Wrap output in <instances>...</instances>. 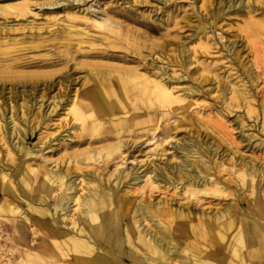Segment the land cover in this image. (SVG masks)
<instances>
[{
	"label": "bare ground",
	"instance_id": "obj_1",
	"mask_svg": "<svg viewBox=\"0 0 264 264\" xmlns=\"http://www.w3.org/2000/svg\"><path fill=\"white\" fill-rule=\"evenodd\" d=\"M234 5L229 3L228 9H234ZM250 5L249 1L237 3L238 8H248ZM94 24L106 32L102 40L109 41V34L128 40L122 34L120 23L105 13ZM259 34L264 35V22L252 21L240 30L238 41L227 44L226 50L231 53L230 59H238L240 52L235 51V48L232 52L233 46L238 42L244 43L242 49L247 47L254 57L255 68L264 76V48L252 41ZM137 40H140L139 37H134L133 45L141 46ZM95 41L91 39L86 47L83 46V40L75 44L67 43L65 55L69 59L60 58L62 62L72 61L75 62L74 66L88 69L84 70L80 85V88L87 89L84 92L80 88L76 89L60 107L62 112H57L61 117L60 122L69 121L68 129L65 130L68 132L63 138L70 137L72 130L77 134L74 146L85 145L87 149L79 154L74 152L72 159L66 158L59 163L75 165L88 160L96 162L97 166L102 164L107 167L109 160L120 159L114 165L116 175L108 180L106 187L104 181L89 173L79 174L58 167L47 168L46 164L36 168L28 165L21 173L13 171L12 178L16 177V186L7 173L0 171V231L2 221L6 220L12 234L10 243L15 247L12 251V246L7 245L6 263L12 264L13 258H18L16 264H264V170L257 169L243 155L236 156V152L230 151L220 157V148L207 130L203 138L197 131L195 138L194 135H185L173 141L183 120L180 118L177 122L174 113L179 110L189 111L195 105L190 99L200 92L199 86L188 83L186 87L178 88L175 86L177 82L166 81L163 74L166 71H161L163 68L151 71L145 66L143 72L138 68L112 66V71H104L101 64L77 63L78 56L112 59L122 62V65L141 63L135 57L127 60L126 56L115 53L104 57V52L93 46ZM111 44L116 46L115 42ZM143 45H146L145 42ZM148 47L152 48L153 44ZM140 50L141 47L135 48L134 54L140 55ZM173 52L175 55L167 58L168 63L183 73L181 77L189 79L186 70L195 62V52L187 47V43L177 45ZM3 68L8 69L7 66ZM176 72L174 70L171 77L179 81ZM216 79L217 76H214L211 81L217 84L223 103L230 100L232 108L236 104L248 111H256L252 109L255 105L251 95L241 85L229 81L221 83V79ZM136 89L139 103L133 107L123 106ZM0 94L4 97L3 91ZM27 96V93L21 92L17 97L10 92V97L6 98L8 107L0 113V121L4 122L7 130L5 136L12 140V149L20 154L21 161L39 157L47 149L51 150L49 141L52 138L57 140L60 132L57 131V136L49 138V144L45 142L41 147L35 145L32 149L26 147L28 130L21 127L13 129V122L15 119L27 122L33 112L37 101H33L34 97L26 99ZM258 98L256 106L264 119V93H260ZM43 99L44 96H41L39 110L43 106ZM59 103L53 101L46 105L47 110L41 109L40 115L33 120V131ZM240 133L242 141L250 139L243 128ZM232 143L235 144L234 141ZM145 144L144 149L147 151L143 153L140 147ZM71 145L63 144L61 148L64 153H67ZM136 145L140 147L132 150V146ZM247 146L255 152L261 145L259 142H248ZM135 151L146 160L144 164L134 165L127 177L129 180H126L129 191L121 192L123 163L131 156V161H136ZM168 154L170 160L157 161L158 157ZM227 159L234 160L229 169L224 165ZM48 162L46 158L43 159V163ZM141 168L143 170L138 172ZM228 170L236 174L240 185H236L235 181L221 179L220 173L229 175ZM221 186L231 187L232 196L236 199L214 212L200 209L210 204V198H219L225 194ZM237 187L243 193L239 194ZM53 189L61 191L50 202L48 200ZM165 190L171 191L173 195L185 196L190 202L175 206L172 204V196L155 201L141 197L146 193L151 196L155 191ZM244 190L249 191L250 197ZM75 213L78 215L77 220L73 219ZM9 214L15 218L12 220L6 217ZM69 215L73 220L71 224L68 222ZM32 222L38 228H31V236L27 229Z\"/></svg>",
	"mask_w": 264,
	"mask_h": 264
},
{
	"label": "rangeland",
	"instance_id": "obj_2",
	"mask_svg": "<svg viewBox=\"0 0 264 264\" xmlns=\"http://www.w3.org/2000/svg\"><path fill=\"white\" fill-rule=\"evenodd\" d=\"M240 1L243 4L249 1L251 5L248 8L247 6L238 8L237 3ZM54 2L58 4L50 5ZM229 3L235 4L234 9H228ZM0 4L3 5L0 7V65H2L0 66V93L3 91L4 94V97L0 96V113L8 107L6 98L10 97V92L17 97L21 92L27 93L26 99L34 97L33 101H37V104L34 105L35 108L33 107V112L30 113L27 122L15 119L14 126L11 125V127L13 126V129L21 127L25 131L28 130L26 132L29 135L26 141L28 149H32L35 145L41 147L45 142L46 144L50 142L52 145L51 150L48 151L47 149L41 156L21 161L20 154L12 149V140L7 135L5 136L7 130H5L4 122L0 121V171L7 173L14 185L17 186L16 177L15 179L12 178L14 172L25 170L28 165L36 168L39 167L38 165L44 166L46 164L47 168L58 167L79 174L89 173L96 179L104 181L106 187L116 175L117 169L114 165L120 162V159L111 162L109 160L107 167L102 164L97 166L96 162L88 160H83L75 165L59 163L66 158L72 159L74 152L79 154L87 149L85 145L74 146L77 142V134L72 130L69 131L72 134L70 137L63 138V135L68 132L65 130L68 129L69 121L62 120L60 122L61 117L57 115V112H62L60 107L76 89L80 88L85 75L84 70L88 69L87 67L78 68L74 66L75 62L72 61L62 62L60 58L69 59L68 55H65L67 43L75 44L78 40H83L85 41L83 46L86 47L89 45L87 42L91 39L97 40L93 42V46L99 51L102 50L104 57H108L110 53H115L119 56H126L125 59L127 60L135 57L136 60L140 59L141 63H124L125 65H122V62L116 60L93 56H78L77 63L101 64V69L104 71H112L114 68L112 66L138 68L140 71H143L145 66L151 71L163 68L161 71L162 73L164 70L166 71L163 73L166 81L177 82L176 87H186L188 83L199 86L200 92L192 100L190 99L195 105L189 111L179 110V112L174 113L177 122L180 118L183 120L174 134L175 139L173 141L185 135H194L195 138L197 131L203 138L204 135L206 136L207 130L209 136L214 138L220 148V157L230 151L236 152V156L243 155L257 169L264 170V129H262L264 128V119L258 111V105L256 106L259 101V94L264 93V76L261 75L260 70L255 68L254 57L247 47L242 49L244 43L238 42L233 46L232 52L234 48L235 51L240 52L238 59H230L231 53L226 50L227 44L229 45L234 40L238 41L241 29L246 28L252 21L264 22V0H0ZM6 5L9 7L7 8ZM104 13L112 20L120 23L122 34L128 37V40L124 37L116 38L112 34H109L111 38L109 41L102 40V35L106 32L96 27L94 22L99 21ZM136 36L139 37L140 40L137 42L142 44L141 46L133 45V39ZM142 41L146 45H143ZM252 41L258 42L264 48V35L259 34ZM111 42H115L116 46H112ZM151 43L153 47L149 48L148 45ZM183 43H187V47L195 52V62L186 70L189 79L184 78V76L182 78L181 74L183 73L177 67L171 66L167 59L173 57L175 47ZM138 47H141V53L136 56L134 54L135 48ZM85 53L90 54L89 52ZM154 53L156 54L153 56ZM3 66H7L8 69H4ZM174 70H177L176 75L179 77V81L172 80L171 75ZM214 76L221 79V83L229 81L232 84L236 82L237 85H241L246 93L251 95L252 103L255 105L252 109L254 108L256 111H248L236 104V107L232 108L229 104L230 100L223 103L221 93L216 88L217 84L211 81ZM80 89H82L81 92H84L87 87ZM137 91V89L133 90L123 106L133 107L139 103ZM41 96H44L42 111L47 110L46 105L53 101L60 103L33 131L35 125L33 120L40 115L41 111L38 108L41 104V102L39 103ZM226 97L228 98V96ZM19 101L21 102V100ZM8 116L9 114H7ZM61 128L63 129L61 130ZM240 128L245 130L246 135H250L247 142L241 140ZM57 131H60L57 140L52 138L48 142L49 138L57 134ZM248 142L253 144L259 142L260 149L254 152L247 146ZM69 143L72 144V147L67 149V153H64V149L61 147L63 144ZM145 146L146 144L142 147L136 145L132 146L131 149L136 150L140 147L144 153L147 151L144 149ZM134 153L137 155L136 161L132 162L131 158L133 157L131 156L127 162L123 163L124 173L123 183L120 185L121 192L129 191L127 182L129 178L127 180V177L134 165L137 163L144 164L146 160L139 152L135 151ZM170 157L169 154L158 157L157 161L164 162L166 159L170 160ZM44 158L49 162L43 163ZM16 163L18 164L16 165ZM233 163L234 160L229 161L227 159L224 165L229 169ZM65 166L66 168H64ZM142 170L143 168L138 172ZM228 172L229 175L225 172L220 173L221 179L235 181L236 185H240V179L236 174L232 170H228ZM78 180L80 181V178ZM221 187L225 194L219 198H210V204L204 205L200 209L214 212L236 199L235 196H232L231 187ZM238 190L239 194L243 193L241 188ZM60 191L53 189L48 201H54L59 196ZM244 192L250 197L248 190H244ZM137 196L140 195L137 194ZM170 196L174 198L172 204L175 206H183L190 202L185 196L173 195L171 191L166 190L155 191L151 196L146 193L141 197L148 201H155ZM25 210L27 211V209ZM6 217L12 220L15 218L13 214ZM76 218L78 215L75 213L73 219ZM71 220L72 217L69 215L68 222L70 224L73 221ZM2 223L0 259L3 256L2 264H8L5 257L6 247L7 245L8 247L12 246V251L15 247L10 243L12 234L7 226L9 223L7 224L6 220ZM32 225L35 226L33 222ZM31 228L33 227L27 229L29 235H31ZM28 237L31 239V236ZM18 260V258H13L12 264L18 263Z\"/></svg>",
	"mask_w": 264,
	"mask_h": 264
},
{
	"label": "crops",
	"instance_id": "obj_3",
	"mask_svg": "<svg viewBox=\"0 0 264 264\" xmlns=\"http://www.w3.org/2000/svg\"><path fill=\"white\" fill-rule=\"evenodd\" d=\"M29 227L36 228V227H37V224H36L35 226H34V225H29L28 228H29ZM37 228H38V227H37ZM37 228H36V229H37ZM27 231H28V230H27ZM28 236H29V235H28ZM31 236H32V235H31Z\"/></svg>",
	"mask_w": 264,
	"mask_h": 264
}]
</instances>
